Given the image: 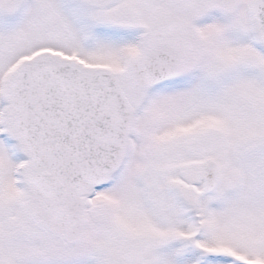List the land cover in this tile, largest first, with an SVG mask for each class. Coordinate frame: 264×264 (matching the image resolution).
<instances>
[{"label":"snow or ice","instance_id":"obj_1","mask_svg":"<svg viewBox=\"0 0 264 264\" xmlns=\"http://www.w3.org/2000/svg\"><path fill=\"white\" fill-rule=\"evenodd\" d=\"M0 264H264V0H0Z\"/></svg>","mask_w":264,"mask_h":264}]
</instances>
